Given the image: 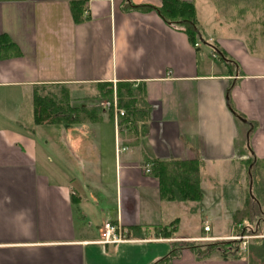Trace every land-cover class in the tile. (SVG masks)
<instances>
[{
	"label": "crops",
	"instance_id": "0c3cea01",
	"mask_svg": "<svg viewBox=\"0 0 264 264\" xmlns=\"http://www.w3.org/2000/svg\"><path fill=\"white\" fill-rule=\"evenodd\" d=\"M183 1L195 5L204 41L192 43L155 10L125 9L126 0H0V35L13 43H0V264H133L135 250L136 264H170V244L210 234L189 231L193 204L227 215V198L205 193L208 171L252 155L264 162V40L218 35L212 15L223 0H201L209 26L199 0ZM105 84L112 98L82 104L76 123H35L37 87L91 86L94 99ZM125 84L147 101L148 118L101 107L116 99L125 111L117 92ZM175 160L201 163L200 202L162 198L152 166ZM107 221L125 242L97 243ZM181 253L172 264H208Z\"/></svg>",
	"mask_w": 264,
	"mask_h": 264
},
{
	"label": "trees",
	"instance_id": "16d2710c",
	"mask_svg": "<svg viewBox=\"0 0 264 264\" xmlns=\"http://www.w3.org/2000/svg\"><path fill=\"white\" fill-rule=\"evenodd\" d=\"M125 9L141 11L155 10L167 23L181 27L188 34L192 43L196 44L198 41H204L198 26L196 7L191 2L183 0H162L161 7H154L152 5H135L131 0H126ZM73 11L75 19H80L84 10H82L79 3H74ZM0 43L2 48L13 45L5 35H0ZM222 56L224 55L222 54ZM224 59L226 60V56H224ZM125 85L126 86L118 85L117 87L119 103L121 107L125 108L124 117L126 119H129L130 116H134L137 119L138 117L148 118L150 107L147 101L137 94L136 90L131 87V84ZM97 89L98 96H96L95 99L112 98V85L105 84L99 86ZM141 94L143 95V92ZM71 101H73L72 93L67 88L49 85L37 87L34 92L35 123L38 125L45 123H76V120H79V115L84 108L83 105L72 106ZM232 111L237 119L245 122L244 117L233 109ZM248 124L254 126L253 123ZM258 162L259 161L254 155H252L248 162L250 170L253 168L256 169ZM200 166L201 163L196 160L154 162L152 171L154 175L159 178L162 198L178 202H200L203 199ZM249 174L250 177H252L251 171H249ZM262 203L260 198L251 194L245 208L237 210L233 218L236 222H239V224H241L243 220L254 222L255 219H257L258 221L264 215L261 208ZM252 227V225L243 227L242 235L251 232L258 233L257 230H252ZM170 232L172 233V230H170ZM170 237H172L171 234ZM173 244L174 246L170 254L164 260L167 263H170L175 256L185 248L191 250L195 258L199 261L209 259L214 253H220L224 260H228L230 255L235 257V251L241 249L239 244L232 246L233 242L228 241H218L206 245H199L189 241H177L173 242ZM255 249H257V257L263 259L264 237L260 245L251 246V251ZM251 264H253L252 261Z\"/></svg>",
	"mask_w": 264,
	"mask_h": 264
},
{
	"label": "rangeland",
	"instance_id": "374dc122",
	"mask_svg": "<svg viewBox=\"0 0 264 264\" xmlns=\"http://www.w3.org/2000/svg\"><path fill=\"white\" fill-rule=\"evenodd\" d=\"M199 1L201 15L206 16L205 20L209 26L210 22H212L210 20L211 14L202 9V1ZM219 5L221 8L216 10V13L212 15V20L217 18V24L214 26V29L218 32V35L221 34L231 37H240L243 35V37L247 39H249V36L254 37L259 35L261 39L264 40L262 34L264 32V0H223V2L219 1ZM218 22L222 23V25ZM203 48H205V46H203ZM69 91L72 92V100L75 106L86 104L91 107L93 104L100 103V100L95 98L93 100L91 98L96 93L94 87H74L73 90ZM79 116H81V113ZM249 171H251L252 177H250ZM208 173L212 176V184L210 185V181H207L209 189L205 190L204 188L205 193L207 195V192L210 190V196L213 200L217 198L221 199L222 197L227 198V200L225 199L227 201L225 204L227 203L226 205L228 207L227 215L223 214L224 210L216 212L217 216L211 214V210L207 208V205H209L207 201H204L205 206H202L201 203L193 204L197 208L196 216L195 218L187 217L189 218L191 230L187 227L186 231L189 230L196 234H203L205 232L203 231L204 222L207 221L205 220L203 222V220L206 218H209L211 227V231H209L210 234L203 235L198 241H194L193 243L206 245L218 241L233 242L232 246L239 244L241 249L235 251V257L230 255L227 261H236L237 264H251V261L253 264H264V258L259 259L257 257V249L251 251V246L260 245L264 237V215L258 221L257 219H255L254 222L243 220L241 224L236 222L233 218L237 210L245 208L251 194L260 198L263 202L261 208L264 213V162L259 161L256 165V169L253 168L251 170L249 163L242 167L240 164L235 163L230 168L217 167L215 171L209 170ZM213 185L217 186V188L215 187L217 189H215L217 191L215 193L213 189H210ZM178 213L177 216H181V213ZM249 225H252L253 227L251 229L257 230L258 233L251 232L242 235L243 227ZM182 230H184V228L180 225L177 234L183 233ZM218 232H220V234H222L221 237L224 238L215 239L214 235ZM173 246V243L170 244V251ZM147 251L148 249L146 252ZM181 252L182 251L175 256L170 264H172L173 261H181L184 259V255ZM141 254V250L133 251L130 257V260L135 259L133 260L135 261L133 264H136V262L140 260ZM219 259H223L222 255L220 253H214L208 260L202 262H208V264H210L218 262Z\"/></svg>",
	"mask_w": 264,
	"mask_h": 264
},
{
	"label": "built area",
	"instance_id": "2783aa9c",
	"mask_svg": "<svg viewBox=\"0 0 264 264\" xmlns=\"http://www.w3.org/2000/svg\"><path fill=\"white\" fill-rule=\"evenodd\" d=\"M198 45V44H197ZM101 107L104 109L113 110L114 114L119 116H125V111L120 108L116 99L103 101ZM151 169L147 168L146 172H150ZM211 230L210 224L208 222L204 225V231L209 232ZM127 239L123 234L121 227L113 224L110 221L105 222L103 230L101 231V238L97 241L99 244H116L125 242Z\"/></svg>",
	"mask_w": 264,
	"mask_h": 264
},
{
	"label": "bare ground",
	"instance_id": "6f19581e",
	"mask_svg": "<svg viewBox=\"0 0 264 264\" xmlns=\"http://www.w3.org/2000/svg\"><path fill=\"white\" fill-rule=\"evenodd\" d=\"M206 222H208V221H206ZM206 222H204V225H205ZM208 223H209V222H208Z\"/></svg>",
	"mask_w": 264,
	"mask_h": 264
}]
</instances>
